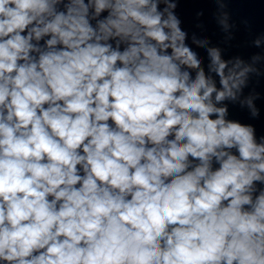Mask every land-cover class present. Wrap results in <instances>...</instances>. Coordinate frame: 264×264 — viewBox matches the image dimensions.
Returning a JSON list of instances; mask_svg holds the SVG:
<instances>
[{
  "label": "clouds",
  "instance_id": "obj_1",
  "mask_svg": "<svg viewBox=\"0 0 264 264\" xmlns=\"http://www.w3.org/2000/svg\"><path fill=\"white\" fill-rule=\"evenodd\" d=\"M234 2L0 0V264H264V29Z\"/></svg>",
  "mask_w": 264,
  "mask_h": 264
}]
</instances>
